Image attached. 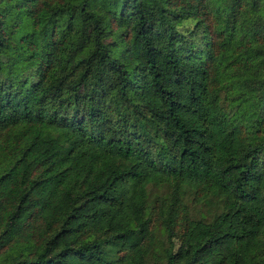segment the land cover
<instances>
[{
  "label": "trees",
  "instance_id": "16d2710c",
  "mask_svg": "<svg viewBox=\"0 0 264 264\" xmlns=\"http://www.w3.org/2000/svg\"><path fill=\"white\" fill-rule=\"evenodd\" d=\"M158 257L264 264V0H0V264Z\"/></svg>",
  "mask_w": 264,
  "mask_h": 264
},
{
  "label": "rangeland",
  "instance_id": "374dc122",
  "mask_svg": "<svg viewBox=\"0 0 264 264\" xmlns=\"http://www.w3.org/2000/svg\"><path fill=\"white\" fill-rule=\"evenodd\" d=\"M191 21L190 20H183L182 21V23L180 24V28H182V29H185V28H187V27H189L190 25H191ZM207 207H203V208H201V209H206ZM192 213H194L193 211H192ZM197 213V212H196ZM196 213H194V214H196ZM209 215V214H208ZM164 263V259L162 258V257H158L157 259H155V261H154V264H163ZM80 264H99V263H97L96 261H92V262H90V263H87V262H81Z\"/></svg>",
  "mask_w": 264,
  "mask_h": 264
}]
</instances>
